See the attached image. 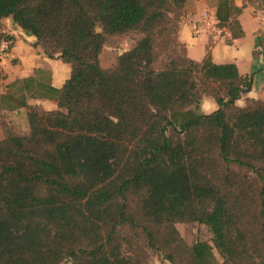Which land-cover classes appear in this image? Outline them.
Segmentation results:
<instances>
[{
	"label": "trees",
	"instance_id": "1",
	"mask_svg": "<svg viewBox=\"0 0 264 264\" xmlns=\"http://www.w3.org/2000/svg\"><path fill=\"white\" fill-rule=\"evenodd\" d=\"M186 3L0 0V24L70 66L60 88L37 69L0 96V264H264V101L239 105L252 75L209 48L188 56ZM240 13L217 0L216 26L242 37ZM129 31L142 36L103 67L107 36ZM19 107L25 132L2 112ZM192 222L213 246L184 240L176 224Z\"/></svg>",
	"mask_w": 264,
	"mask_h": 264
},
{
	"label": "crops",
	"instance_id": "2",
	"mask_svg": "<svg viewBox=\"0 0 264 264\" xmlns=\"http://www.w3.org/2000/svg\"><path fill=\"white\" fill-rule=\"evenodd\" d=\"M216 1V0H215ZM241 8L238 15L244 35L232 39L230 32L216 26V3L209 6L207 0H187L186 14L182 18L179 39L186 44L190 58L201 60L209 48L214 63H233L241 75H252L253 83L237 100L243 105L245 97L264 101V0H233ZM210 13L206 14V10ZM205 15V16H204ZM10 38L11 49L0 56V96L10 93L8 85L17 79L34 75L41 69L49 84L60 88L70 75V66L59 59L48 58L40 47H35L36 37L24 31L11 18L0 24V40ZM28 103L41 104L47 110L57 108V102L48 98L29 99ZM202 110L210 113L217 108L211 97L202 99ZM6 121L17 131L28 130L24 107L3 109ZM0 129V139L3 137ZM153 264H160L159 262Z\"/></svg>",
	"mask_w": 264,
	"mask_h": 264
},
{
	"label": "rangeland",
	"instance_id": "3",
	"mask_svg": "<svg viewBox=\"0 0 264 264\" xmlns=\"http://www.w3.org/2000/svg\"><path fill=\"white\" fill-rule=\"evenodd\" d=\"M207 1L209 6H211V4L214 5V3H216L217 0L216 1L207 0ZM205 13L208 14L210 13V11L207 9ZM141 36H142L141 33L137 31H129L122 35L107 36L103 50L100 55L101 65L103 67H109L113 65L116 61L117 56L121 54L123 51L132 48L135 45L136 41ZM4 104L5 102L2 103L3 106ZM176 226L179 232L181 233L182 237L188 244H192L196 241L202 240V241H207L213 246L212 234L207 228V226L196 222L178 223L176 224ZM213 251L216 259L218 261H221L222 257L214 247H213ZM156 262L159 261L157 257H154L152 259V263H156ZM63 264H69V262H64Z\"/></svg>",
	"mask_w": 264,
	"mask_h": 264
},
{
	"label": "built area",
	"instance_id": "4",
	"mask_svg": "<svg viewBox=\"0 0 264 264\" xmlns=\"http://www.w3.org/2000/svg\"><path fill=\"white\" fill-rule=\"evenodd\" d=\"M12 44L13 41L10 38H3L0 40V56L8 52L11 49Z\"/></svg>",
	"mask_w": 264,
	"mask_h": 264
}]
</instances>
